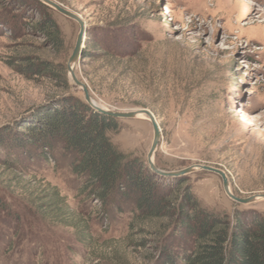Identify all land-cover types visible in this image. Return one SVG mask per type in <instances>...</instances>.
<instances>
[{
	"label": "rangeland",
	"instance_id": "obj_1",
	"mask_svg": "<svg viewBox=\"0 0 264 264\" xmlns=\"http://www.w3.org/2000/svg\"><path fill=\"white\" fill-rule=\"evenodd\" d=\"M53 1L85 22V56L75 74L91 97L107 108L154 115L158 169L208 165L224 171L236 197L264 194V0ZM48 13L61 32V50L30 29L41 17L37 7L0 0V129L63 95V78L69 93L82 96L66 65L78 25ZM22 56L51 62L56 78L22 74ZM118 124V132H107L112 144L146 162L148 120ZM50 157L29 163L33 179L0 166V264H154L150 243L132 244L153 237L129 232L133 207L113 206L102 217L79 192L71 156L57 146ZM187 178L208 211L231 217L254 210L264 219V199L236 204L218 176L196 171ZM53 188L65 203L61 209ZM76 221L89 240L68 225Z\"/></svg>",
	"mask_w": 264,
	"mask_h": 264
},
{
	"label": "trees",
	"instance_id": "obj_2",
	"mask_svg": "<svg viewBox=\"0 0 264 264\" xmlns=\"http://www.w3.org/2000/svg\"><path fill=\"white\" fill-rule=\"evenodd\" d=\"M27 1L41 16L30 29L61 50V32L49 8L36 0ZM22 63L24 75L56 78L47 60L22 56ZM62 83L63 95L0 129V166L5 171L30 177L29 163L48 161L50 152L59 146L71 156V172L81 179L79 192L96 202L102 217L107 218V210L113 206L133 207L129 232L153 237L148 243L143 238L132 244L145 247L150 243L154 264H264V219L260 214L235 210L229 217L208 211L191 192L187 176L159 177L146 162L121 152L107 135L119 131L118 120L97 113L82 96L69 93L66 78ZM13 175L14 182L18 176ZM51 195L58 209L64 207L56 189ZM79 224L68 225L82 233L80 238L89 240Z\"/></svg>",
	"mask_w": 264,
	"mask_h": 264
},
{
	"label": "water",
	"instance_id": "obj_3",
	"mask_svg": "<svg viewBox=\"0 0 264 264\" xmlns=\"http://www.w3.org/2000/svg\"><path fill=\"white\" fill-rule=\"evenodd\" d=\"M36 1L47 6L57 14L69 20L74 21L78 25V33L76 35L74 46L71 55L67 60L66 65H67L69 81L75 90L81 92L82 99L84 100V102L97 113L107 117H111L116 120H135V119H140L141 117L143 119L148 120L152 128L153 138L149 151L146 156V165L152 173L156 174L159 177H164V178H178V177L189 176L195 173L196 171H204L216 175L220 178L223 192L229 199H231L236 204L247 206L250 204H254L261 199H264V194H254L247 198L236 197L230 190V183L224 171L208 165L196 164L176 171H164L158 169L155 166L154 158L158 148V144L160 142L161 135H160V129L158 123L154 115L149 110L143 108L132 109V110H117V109L107 108L104 105H102L100 102L95 101L91 97L86 84L80 81L75 74L76 65L81 57L82 49L84 47V38L86 33L85 22L80 16L69 11L68 9H65L60 4L54 2L53 0H36Z\"/></svg>",
	"mask_w": 264,
	"mask_h": 264
},
{
	"label": "bare ground",
	"instance_id": "obj_4",
	"mask_svg": "<svg viewBox=\"0 0 264 264\" xmlns=\"http://www.w3.org/2000/svg\"><path fill=\"white\" fill-rule=\"evenodd\" d=\"M142 118V117H141Z\"/></svg>",
	"mask_w": 264,
	"mask_h": 264
}]
</instances>
